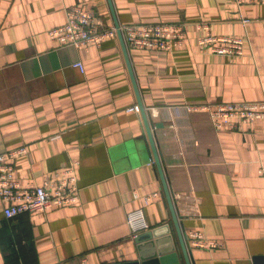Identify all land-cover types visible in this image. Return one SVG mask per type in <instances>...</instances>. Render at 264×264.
<instances>
[{
    "label": "crops",
    "instance_id": "1",
    "mask_svg": "<svg viewBox=\"0 0 264 264\" xmlns=\"http://www.w3.org/2000/svg\"><path fill=\"white\" fill-rule=\"evenodd\" d=\"M111 3L0 0V153L26 147L15 161L23 184L74 166L80 188L77 203L13 219L0 199V264L135 261L127 215L136 209L154 241L173 238L181 253L142 115L130 111L138 101L119 37L77 49L49 35L75 4L107 27L188 23L185 42L171 50L127 47L130 63L192 263L255 264L264 256V120L218 129L208 111L188 108L264 100V1ZM198 21L242 38L244 56L201 48Z\"/></svg>",
    "mask_w": 264,
    "mask_h": 264
},
{
    "label": "built area",
    "instance_id": "2",
    "mask_svg": "<svg viewBox=\"0 0 264 264\" xmlns=\"http://www.w3.org/2000/svg\"><path fill=\"white\" fill-rule=\"evenodd\" d=\"M240 8L245 4L261 3L264 0H233ZM243 22H248L243 19ZM198 31L205 32L198 44L201 48L218 55L244 56V40L238 37L217 36L211 33V25L205 21L194 23ZM188 23H134L120 26L127 47L137 50H171L185 42ZM53 41L61 46L88 49L103 41L118 37L116 27L100 23L96 13L83 5L75 4L67 10L64 25L49 31ZM82 72L81 62L74 64ZM189 110L208 111L218 129L239 130L246 123L264 120V100L244 102H220L215 104L190 105ZM139 110L134 106L130 111ZM27 153L26 147H18L0 153V199L7 219L26 213L45 212L49 209L68 206L79 201V185L75 167L47 173L40 183L20 182L16 175V158ZM154 163V162H153ZM152 196H145L149 204ZM127 223L133 238L151 229L143 209L128 213Z\"/></svg>",
    "mask_w": 264,
    "mask_h": 264
},
{
    "label": "water",
    "instance_id": "3",
    "mask_svg": "<svg viewBox=\"0 0 264 264\" xmlns=\"http://www.w3.org/2000/svg\"><path fill=\"white\" fill-rule=\"evenodd\" d=\"M110 5L112 7V3L111 0H109ZM114 13V12H113ZM115 27L118 30V37L120 39L121 45H122V49L124 52V57L127 63V67L129 70V74H130V78L132 81V84L134 86L135 89V93H136V97H137V101H138V107L140 110V113L142 115V119L145 125V129H146V136L149 140V144L151 147V151H152V155H153V160L154 163L158 169L160 178L162 180L163 183V187H164V192L167 198V202L169 205V208L171 210V215H172V220H173V226L175 228V232H176V238L177 241L179 243V247L181 249V253H179L177 251V248L174 244H176L174 242L173 238L169 239H158L156 241H154L157 237L158 234H156V232H152L150 231H145L140 233L135 241L136 243H138V249H139V259L135 260V261H130V262H121V263H114V264H180V258L183 257V259L185 260L186 264H193L191 259H192V249L190 248L189 243L187 242V238H186V234L184 233L182 226L179 222L177 213H176V209L173 203V199L170 195L169 192V188H168V184L166 181V177H165V173H164V169L161 163V159H160V155L155 143V139H154V135L152 132V126H151V122L149 120V116H148V112L145 108V106L143 105L138 87H137V83L134 77V73L132 70V66L130 63V59H129V54H128V48L127 45L123 39L122 33L120 31V25L119 23L116 21L115 23ZM150 242V243H147ZM145 243V245L143 244ZM182 255V256H181ZM181 256V257H180ZM255 264H264V256L261 257H255L253 259Z\"/></svg>",
    "mask_w": 264,
    "mask_h": 264
}]
</instances>
